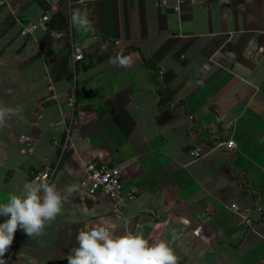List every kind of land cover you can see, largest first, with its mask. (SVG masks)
Here are the masks:
<instances>
[{
  "label": "crops",
  "instance_id": "1",
  "mask_svg": "<svg viewBox=\"0 0 264 264\" xmlns=\"http://www.w3.org/2000/svg\"><path fill=\"white\" fill-rule=\"evenodd\" d=\"M118 54L130 63H110ZM0 109L14 113L0 127V202L58 159L57 189H79L43 236L15 233L7 264H68L78 231L101 222L169 241L178 264H264V0H0ZM228 138L236 149L213 144ZM90 163L120 167L138 191L120 215L83 187Z\"/></svg>",
  "mask_w": 264,
  "mask_h": 264
},
{
  "label": "clouds",
  "instance_id": "2",
  "mask_svg": "<svg viewBox=\"0 0 264 264\" xmlns=\"http://www.w3.org/2000/svg\"><path fill=\"white\" fill-rule=\"evenodd\" d=\"M69 19L78 30L87 31L91 27L87 15L79 8L72 9ZM109 62L125 66L130 63V58L118 54ZM10 114L14 113L0 109V127ZM78 190V186L72 184L66 186L62 194L45 176L25 181L18 191L8 193L5 201L0 202V216L5 217L0 223V264H7L5 254L18 230L32 238L43 236L46 226L61 214L65 194L71 196ZM171 236L173 242L179 238L174 229ZM75 239L76 246L70 248L64 257L68 264H178L169 241L150 242L143 232L129 227L117 233L103 222L86 225L78 231Z\"/></svg>",
  "mask_w": 264,
  "mask_h": 264
},
{
  "label": "built area",
  "instance_id": "3",
  "mask_svg": "<svg viewBox=\"0 0 264 264\" xmlns=\"http://www.w3.org/2000/svg\"><path fill=\"white\" fill-rule=\"evenodd\" d=\"M180 2H185L187 0H179ZM50 20V16L45 14L41 17L39 22L32 23L28 26H25L21 33L23 36L32 34L39 26H46ZM56 36L58 38L63 37L65 34L62 31H57ZM72 44V57L73 62H78L84 59L85 56V46L82 42L77 39L71 40ZM75 89V87H74ZM21 141L33 143V139L28 135H22ZM215 146L226 148L229 150H234L237 148V142L233 138L223 139L213 143ZM30 147V151H32ZM204 144L198 143L192 150V154L196 158H200L203 154ZM61 160L58 159L55 162L47 163L33 170L31 175V180L37 177H47V180L50 183H55L57 186L56 175L59 170ZM126 178L120 167L115 165H110L107 163H90L87 165V175L83 182V187L90 192L105 191L107 192L114 201L115 212L120 215L121 210L124 205L128 202H134L138 197V191H126L125 190ZM231 210L240 216L243 222L252 227L254 222L252 217L248 214L247 211L241 209L239 204L233 203L230 206Z\"/></svg>",
  "mask_w": 264,
  "mask_h": 264
}]
</instances>
